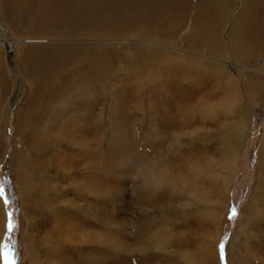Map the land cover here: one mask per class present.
Instances as JSON below:
<instances>
[{"label": "rangeland", "instance_id": "rangeland-1", "mask_svg": "<svg viewBox=\"0 0 264 264\" xmlns=\"http://www.w3.org/2000/svg\"><path fill=\"white\" fill-rule=\"evenodd\" d=\"M244 1L226 16L220 2L199 7L190 0L152 40L111 38L119 55L107 84H71L75 63L61 72L70 78L60 86L40 59L53 61L52 47L63 39L31 23L24 0L13 7L0 0V264L17 251L18 264H36L40 256L46 264H264V0L247 10ZM241 36L251 58L237 48ZM5 40L19 43L7 48ZM44 40L52 45L47 51ZM143 47L153 53V73L138 66ZM236 129L243 134L232 139ZM230 156L236 172L224 198L219 180ZM191 164L203 169L201 191L187 184ZM146 170L170 180L164 198H142ZM232 207L238 216L230 220ZM9 212L18 224L13 231ZM56 213L61 233L47 221ZM46 237L62 247L58 256L46 258Z\"/></svg>", "mask_w": 264, "mask_h": 264}, {"label": "bare ground", "instance_id": "bare-ground-1", "mask_svg": "<svg viewBox=\"0 0 264 264\" xmlns=\"http://www.w3.org/2000/svg\"><path fill=\"white\" fill-rule=\"evenodd\" d=\"M15 1L16 0H8V2L11 3L12 7H13V2H15ZM227 1H229V0H198L196 5L199 7L200 6L201 7H204V6L205 7L206 6L211 7V6H214L215 4H218L220 2L222 4V7L224 8V12H227V14H226V16H227L230 13L231 9L233 8L234 4L236 3V0H230L232 6H230V2H227ZM257 1L258 0H245L244 5H243L244 9L247 10L248 7L250 8L251 6L255 5L257 3ZM24 2L27 5L29 16H30L29 18H30L31 23H36L35 25H37L38 28L41 29V31H44L43 33H45L46 35L55 36V37L63 39L62 40L63 44L58 43V45L55 48L52 47L51 43H49V40L39 41V43H43V44L46 43V44H44V47H41L42 51H44V50L47 51L48 48H50V46L55 50L53 61H51V62L48 61L46 63L45 59L43 58V59H40V61H41L40 64L43 68L50 69V71H48L49 75H52L53 80H56V84H58L60 86L64 85V82H63L64 80L69 82L68 78H70V77H67L66 79H64V78L60 77L61 72L64 71V69L67 68V66L69 67V65H72L75 63H78L80 65V68L78 69L79 72H77L76 77L72 78V81L70 82L71 84H73L74 81H76V82H81L82 80L87 81V78H90V82H92V81L96 82L97 80H100L104 84H107L109 76H110L109 74L111 73L110 69H113L112 68L113 67V61L112 60L116 55H119L115 51V48L113 45L116 42L113 43L111 41V38H114L116 36H121V35L126 34V33L127 34L133 33L135 38L152 40L156 31H158L159 29L168 27L169 24L171 23V19L175 18V16H177L178 12L182 11L183 9L187 10V7L189 8V6H190V0H24ZM9 6H10V4H9ZM222 14H224V13H222ZM179 15H181V14H179ZM244 16H245V14H244ZM248 16H250V15L248 14ZM243 20H244V18H243ZM179 23H180V19H179ZM179 26H180V24H179ZM5 33H6V31H5ZM212 33H213V30H212V32L208 31L207 37L211 36V38H213ZM212 40H216V38L212 39ZM35 41L29 40V41H26V43H34ZM66 41H69V43L72 42V44L71 43L67 44ZM114 41H117V40H114ZM236 41H237V48H239V51H242V53H244L243 56H249V57L253 56L251 48L248 45L249 43L244 36H241ZM3 42L7 48H11V47L16 48L18 46V43H19V42H8L6 40ZM40 46H41V44H40ZM136 52L137 53L139 52L141 54L144 61L138 62L141 60V57H140L139 58L140 60H138V61L134 60V62L135 63L138 62V66H139V64H142L139 67H142L143 64L145 65L144 69H143L145 71V74L153 73V71L156 70V69L154 70V68H157V66L153 65V60H154L153 59V53L148 52L146 49H144V47L141 50H137ZM125 55H126V53H125ZM125 55H123V57ZM10 56L12 59L14 58V57H12L13 55H10ZM241 56H242V54H241ZM29 58L30 59L27 58V60H29V62H30L32 57H29ZM159 60H161V59H159ZM115 63H116V61H115ZM127 64L129 67L131 66L130 63H127ZM156 64H157V62H156ZM33 67L34 66H32V69H33L34 77H35L36 71H35V68H33ZM114 68H115V66H114ZM77 77H79V78H77ZM37 79H39V77ZM40 80L41 79H39V81ZM78 85H79V83H78ZM258 89L259 88H257V90L255 89V92H256V94L259 95L260 93H259ZM64 94L65 93H63L62 96L60 95V97L62 99L64 97ZM26 121H28V120H26ZM25 124L26 123H24L23 125H25ZM80 124H82V123L80 122ZM77 125H78V123H77ZM77 127H79V125ZM61 128H63V127H61ZM70 129H71V127H70ZM27 130H29L28 126H26V125L22 126L21 132H23L22 135H23L24 139H26V135H28ZM133 130H134V128H133ZM72 132L74 133V132H80V131L73 130ZM80 134H83V133L80 132ZM242 134H243V131H241L240 129L238 131V129H236V134H234L232 139L239 138L242 136ZM45 135H46V133L44 132V136ZM76 135L73 134L71 136L74 137ZM78 136H79V134H78ZM27 137H29V136H27ZM29 139H31V138H29ZM84 143H86V141H84ZM229 144L230 143H228V145ZM230 146L231 145H229V147ZM116 148L118 149V147H116ZM230 150L231 149L229 148V151ZM261 152H262V158H261V167L259 170L264 171V145L261 148ZM230 153H231V151H230ZM92 158H93V155H91L90 160ZM41 161H42V159H41ZM61 161L65 165H66V162H69V161L64 162L63 160H61ZM24 163H25V161L19 162V168L22 171L24 170V169H22V167H24ZM94 164L95 163L93 162V166L97 169V167ZM194 165L195 164H191L188 167L189 169L187 168L188 170H191L189 172V175L187 174V184L190 187H192L191 181L196 182L197 183V186L195 187L196 190L201 191L199 184H198V181L200 182L203 179L202 178L203 169L199 165H197L198 166L197 168ZM146 168H148V167H146ZM154 168L155 167H153L152 169H154ZM192 171L194 172V175H191ZM151 172L149 171L148 174L145 172L147 174V177L146 176L144 177V180L142 183V190H141L142 193L140 192L143 195L142 198H144V199L147 198L150 200L156 199V196H160L161 198H164V196H165L164 194L168 193L165 190L166 186H164V183H166V181H170V180L168 179L167 176L164 175V173L162 171L158 172V173H154V172L151 173ZM235 172H236L235 159L233 157L231 158V156H230L229 161H228V170H226V172H225L226 175L221 178V181L219 180V183L221 182V185L218 183L219 184V194H221V196H223L224 198H225V196H227V194L229 192L231 181H232V178H233ZM27 173L24 172L25 176L28 175ZM21 176H24V175H21ZM89 176H90V178H88V176H87L88 181H89V179L92 180V178H93L92 172H91V174H89ZM16 177H17V179H19L17 175H16ZM19 181H21V180H19ZM26 183L29 184L30 182L28 181ZM85 183H87V182H85ZM22 184L23 183L21 182V185ZM162 185H163V187H162ZM98 186H99V183H98ZM100 186L103 187L104 185L101 184ZM93 188L94 187L92 185L90 186V185L85 184V186H83L82 189L84 192H88V195H90L94 192ZM101 190H102V188H101ZM26 192H28V190ZM46 192H47V189H46L45 193ZM167 198H168V196H167ZM43 199L44 200L46 199L48 202L50 201L52 203L51 199L47 196V194L44 195ZM48 199H50V200H48ZM175 199L176 198H174V200ZM256 203H258V201ZM251 209L253 212L254 209L253 208H251ZM59 215H60V213H56V214H53L52 217H49L50 219L47 218V221L50 222V224H51V232H53V233L54 232L55 233H57V232L61 233L62 232L59 229L61 226V223L57 222ZM51 219H53L52 223H51ZM77 226H79V225H77ZM69 231H73V230H68L67 233ZM48 236H49V233H48ZM155 238H157V239L154 241H156L158 245L160 243H165V241L161 240L160 237L158 238V236H155ZM48 240H49V238L46 237L45 241H42V243L45 245V251L47 254L46 258H47V256H50L51 258L55 255L58 256V254H60V251L58 252L57 250L58 249L61 250L62 247H60L59 245H55V244L53 246H50L51 241L49 242ZM166 243H168V242H166ZM56 248H58V249H56ZM36 264H46V263H45V260L43 258H41V256H40V258L36 262Z\"/></svg>", "mask_w": 264, "mask_h": 264}, {"label": "snow or ice", "instance_id": "snow-or-ice-1", "mask_svg": "<svg viewBox=\"0 0 264 264\" xmlns=\"http://www.w3.org/2000/svg\"><path fill=\"white\" fill-rule=\"evenodd\" d=\"M0 196H3V190H0ZM5 203H7V201H5ZM230 212H231V214L229 216V219L230 220L231 219H235L238 216V212H237V209L235 207H232L230 209ZM12 215L13 214L11 212L8 213V217L10 219L8 221L7 228H8L9 231H13V230H15V229L18 228V224H14L12 222V219H11ZM219 252H220V258H221V260H224L225 259V243L223 241L219 244ZM21 259H22V257H20V254L17 251L14 254L12 260L10 261V264H18V260H21Z\"/></svg>", "mask_w": 264, "mask_h": 264}, {"label": "water", "instance_id": "water-1", "mask_svg": "<svg viewBox=\"0 0 264 264\" xmlns=\"http://www.w3.org/2000/svg\"><path fill=\"white\" fill-rule=\"evenodd\" d=\"M9 51L11 52L12 50L10 49Z\"/></svg>", "mask_w": 264, "mask_h": 264}]
</instances>
